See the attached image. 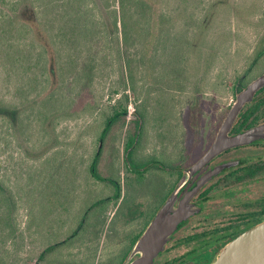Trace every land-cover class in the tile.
<instances>
[{
	"label": "rangeland",
	"instance_id": "rangeland-1",
	"mask_svg": "<svg viewBox=\"0 0 264 264\" xmlns=\"http://www.w3.org/2000/svg\"><path fill=\"white\" fill-rule=\"evenodd\" d=\"M14 1L0 0V102L19 107L13 120L0 116V264H108L102 237L117 207L155 210L168 193L164 174L152 168L143 177L127 164L138 114L131 159L139 170L208 141L239 85L264 72V0H152L155 28L142 23L141 42L127 51L107 28L109 13L105 28L85 31L77 20L85 6L94 25L103 0H40L57 41L50 78L24 26L35 27L40 2L22 0L21 21L7 29ZM125 105L129 113L101 138L106 118ZM95 156L103 179L90 171Z\"/></svg>",
	"mask_w": 264,
	"mask_h": 264
},
{
	"label": "flooded vegetation",
	"instance_id": "flooded-vegetation-1",
	"mask_svg": "<svg viewBox=\"0 0 264 264\" xmlns=\"http://www.w3.org/2000/svg\"><path fill=\"white\" fill-rule=\"evenodd\" d=\"M249 82L239 85L234 102ZM230 110L231 107L222 109L219 119L212 124L214 130L208 141L187 147L178 157L159 155L140 166L139 174L143 177L152 168L156 178L164 174L168 193L155 210L144 208L143 204L132 205L127 210L117 207L102 237L109 248L103 262L130 264L139 257L134 251L136 241L184 175L210 150ZM253 128L260 129L257 137L220 150L188 177L176 203L198 186L200 190L193 198L196 211L172 233L151 264H212L227 243L264 222V86L244 103L229 135L236 136ZM119 212L120 219H113ZM98 239L97 234L96 254L104 246Z\"/></svg>",
	"mask_w": 264,
	"mask_h": 264
},
{
	"label": "water",
	"instance_id": "water-1",
	"mask_svg": "<svg viewBox=\"0 0 264 264\" xmlns=\"http://www.w3.org/2000/svg\"><path fill=\"white\" fill-rule=\"evenodd\" d=\"M262 86H264V72L249 82L238 94L237 100L231 106V110L226 116L210 150L184 175L179 186L173 191L136 241L134 251L139 253V257L130 264H151L155 254L169 242L172 233L196 211L193 198L200 190L198 186L187 193L178 204L176 203L180 188L194 170L210 160L220 150L258 136L259 128L247 130L236 136H230L229 131L244 103L252 98ZM212 264H264V222L246 230L227 243L217 254Z\"/></svg>",
	"mask_w": 264,
	"mask_h": 264
},
{
	"label": "trees",
	"instance_id": "trees-1",
	"mask_svg": "<svg viewBox=\"0 0 264 264\" xmlns=\"http://www.w3.org/2000/svg\"><path fill=\"white\" fill-rule=\"evenodd\" d=\"M4 2V0H2ZM22 0H15L13 2V8L12 12L10 13V19L7 20L9 23V26H7V29L11 28L13 29V25L15 22H20V9L17 8V6L21 3ZM104 1V2H103ZM102 1V7L100 6L99 10L100 13H98L97 16V25L96 23L93 25L92 23H89V21L85 18L87 9L84 7H81L78 12H77V20H80V26L82 28H85V31H90L94 29H98L99 27H103L104 25V18H105V12L109 13L113 17V22L112 25H108V29H116L118 30V42L120 45H122V49L124 51L129 50L130 47L132 46H137L141 41H140V30L143 28L142 23H145L144 27L148 29H154L155 25L153 22L155 21V10L152 5V0H113L112 2L110 0H103ZM24 2V1H22ZM33 4L36 5L37 0L32 1ZM40 2V0H39ZM118 3V5H116ZM16 7V8H15ZM39 11L41 14L37 17V21L35 22V27H29L24 24L25 30H29V34L32 32V39H33V44H35L37 50H38V56L39 59L44 62V71H46V74H48V77L50 76L49 72L50 70H55L57 67L54 68V65L52 64L49 65L50 59L48 55L52 54V49L51 45L56 46L57 41H53L49 34V28L46 27L45 25V13L46 10L43 7V4L40 2L39 3ZM5 21V20H4ZM40 21H44L41 23ZM160 23L162 29L165 31L161 34L162 38H166V42H169V40L173 39L171 31H170V25L168 21H164L160 18ZM98 26V27H97ZM110 27V28H109ZM112 27V28H111ZM22 28V26H21ZM27 28V29H26ZM33 28V29H32ZM105 28V25H104ZM20 30V29H19ZM89 33V32H88ZM94 35L100 36L101 32H94ZM155 36L154 32H150L148 37L149 39L147 40V43H151V38ZM45 38V39H44ZM264 52H260V55ZM177 55L175 56V58ZM45 74V73H44ZM50 78V77H49ZM244 84V83H243ZM242 84V85H243ZM127 97V96H126ZM128 98V97H127ZM19 107L17 105H13L10 102L7 101H1L0 102V116H3L4 118L8 120H13L14 118H17V115H19ZM129 113L128 106L125 105L122 110L119 109L118 107H115L113 110V113L109 115L106 120H105V125L101 133V138H104V136L107 134V132L111 129L112 125L122 117V115H126ZM142 116L139 113L137 116V126H138V131L137 134H135L129 141L128 146H127V152H126V160L127 164L129 166V163L131 164L129 167H131L135 171H140L138 168L139 165H136L133 163L131 159V151L133 150L134 146H136L137 140H138V135L140 134V128L142 126L141 121ZM96 159L97 156L94 157L91 165H90V171L91 173L99 178L103 179L97 174V169H96ZM3 185L0 183V191L2 190ZM117 192L114 195L116 198L120 197V185H116ZM105 201L104 199L97 200L93 203V206H97L98 204L103 203ZM82 222V221H81ZM82 224H80L81 227ZM79 227V228H80ZM78 230V229H77ZM75 230L72 236L78 233V231ZM97 235V234H96ZM99 235V234H98ZM56 247V245H50L48 246L40 255V258H43L46 253L49 251L53 250Z\"/></svg>",
	"mask_w": 264,
	"mask_h": 264
}]
</instances>
